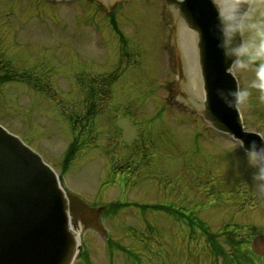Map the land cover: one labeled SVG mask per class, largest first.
<instances>
[{"label": "rangeland", "instance_id": "1", "mask_svg": "<svg viewBox=\"0 0 264 264\" xmlns=\"http://www.w3.org/2000/svg\"><path fill=\"white\" fill-rule=\"evenodd\" d=\"M5 4L8 5L0 0V17L4 15ZM155 4L158 7L153 11L155 16L151 10L141 14L143 20L139 14L134 16L140 20L141 29L136 34L133 32V37H127L126 47H121L120 38L104 14L97 18V24L90 25L80 22L79 18H87L86 14L74 17V10L79 14L83 11L78 1L73 8L63 7L64 13L55 22L50 16L44 18V23L30 21L28 24H19L20 18L15 17L0 19V75H5L8 69L13 71L8 78L0 77V122L41 151L60 175L63 186L95 205L102 202L111 206L110 202L117 200L119 194L129 202L145 199L148 204H157L160 199L167 201L171 195L162 190L163 180L170 178L177 184L178 195L172 198L176 199V205L187 206L186 211L194 221L191 227L179 219L181 214L175 221L166 208L151 206L145 213L137 209L134 214L125 212L123 215L122 212L121 215V211L135 208L124 205L117 213L110 212V217L101 219L107 234L100 231L98 235L83 226L79 257L74 264H264V258L253 254L251 249L255 231L264 232V181L257 180L258 170L237 147L239 143L215 133L211 138H218L211 139L209 133L214 132L213 128L200 118L196 121L195 109L192 110L185 88L177 80V65L175 69L171 66L165 48L170 34L167 24L164 27L162 22L166 19L174 24L173 18L170 14L162 18L159 0H154ZM125 29L133 30L129 25ZM135 41L139 43L141 55ZM117 44L121 49H117ZM115 66L125 71L113 86L105 85L112 89L111 100H106L107 107L108 103H113V108L134 109L135 119L144 122L150 121L147 116L157 108L176 111L169 114H176L178 119L168 117L172 120L168 123L163 115L162 123H154L155 126L159 123V129L173 128L176 132L170 135L176 143L163 144L160 148L165 154L158 155V166L163 172L157 176L159 184L157 180L155 184L142 182L138 177L135 181L126 180L128 188L121 185L122 169L135 177L138 156L159 150L154 151L151 147L154 142L148 139L147 148L145 145L140 149L123 148L118 130L111 126L114 112L109 118L98 114L105 104L103 99L95 97L97 106L93 108L97 115L91 122L85 121L83 129H80V125L83 126L80 119L76 124L72 121V114L82 118V111H86L83 103H78L84 95L80 96L82 88L75 87V74L96 70L100 81L101 76ZM19 73L26 77H17ZM94 73L90 76H95ZM254 75L252 70L236 73L240 88H248L250 92L239 108L245 126L264 136V99L258 89L251 88ZM87 77L85 75V79ZM99 81L93 80L94 86ZM183 108L190 112L180 113ZM181 116L190 121L179 123ZM142 128L145 132L146 127ZM199 130L197 138L195 132ZM172 140L166 138L165 141ZM165 156L174 157L175 161ZM126 158L129 159L126 161ZM174 167L180 175L172 178L170 170ZM185 183L187 186L183 187ZM181 190H186L185 199L200 197L201 200L189 201V204L184 199L180 202ZM197 215L205 221L206 227L198 225ZM236 237L242 241V256L249 255L243 257L244 260H236L241 255L239 249L234 254L226 246L225 240Z\"/></svg>", "mask_w": 264, "mask_h": 264}, {"label": "water", "instance_id": "2", "mask_svg": "<svg viewBox=\"0 0 264 264\" xmlns=\"http://www.w3.org/2000/svg\"><path fill=\"white\" fill-rule=\"evenodd\" d=\"M166 1L177 6L175 0ZM177 8L199 36L205 117L241 139L247 150L253 144L264 149L258 133L244 131L235 106L232 93L238 83L230 72L232 58L225 55L222 26L211 0H182ZM88 212L78 196L64 192L56 173L39 154L0 126V264H70L75 238L69 213L86 221ZM261 245L264 236L253 242L258 253H264Z\"/></svg>", "mask_w": 264, "mask_h": 264}, {"label": "clouds", "instance_id": "3", "mask_svg": "<svg viewBox=\"0 0 264 264\" xmlns=\"http://www.w3.org/2000/svg\"><path fill=\"white\" fill-rule=\"evenodd\" d=\"M182 0H175L177 6ZM222 26L225 55L232 58L230 72H254L251 88L261 92L264 99V0H211ZM234 41H238L233 44ZM250 95L248 88L232 93L235 106L243 104ZM231 106V105H230ZM257 171V180L264 181V149L253 144L247 153Z\"/></svg>", "mask_w": 264, "mask_h": 264}, {"label": "bare ground", "instance_id": "4", "mask_svg": "<svg viewBox=\"0 0 264 264\" xmlns=\"http://www.w3.org/2000/svg\"><path fill=\"white\" fill-rule=\"evenodd\" d=\"M180 48L186 62L187 77H185L186 87L190 92V97L196 105H201L204 100V90L202 87L201 74L198 64V55L196 50V34L192 30H181L179 36Z\"/></svg>", "mask_w": 264, "mask_h": 264}]
</instances>
